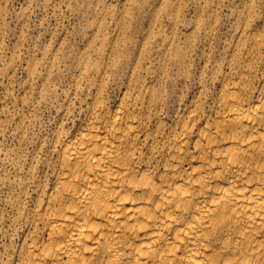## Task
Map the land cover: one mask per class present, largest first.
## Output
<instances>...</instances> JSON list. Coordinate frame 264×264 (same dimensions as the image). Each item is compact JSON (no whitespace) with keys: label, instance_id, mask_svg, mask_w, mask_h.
<instances>
[{"label":"bare ground","instance_id":"obj_1","mask_svg":"<svg viewBox=\"0 0 264 264\" xmlns=\"http://www.w3.org/2000/svg\"><path fill=\"white\" fill-rule=\"evenodd\" d=\"M260 48L254 37L249 63L174 109L165 85H141L82 110L10 264H264Z\"/></svg>","mask_w":264,"mask_h":264},{"label":"rangeland","instance_id":"obj_2","mask_svg":"<svg viewBox=\"0 0 264 264\" xmlns=\"http://www.w3.org/2000/svg\"><path fill=\"white\" fill-rule=\"evenodd\" d=\"M254 37L261 75L264 0H0V264L28 233L59 131L82 110L114 107L127 86L165 85L169 109L210 94L229 63H249Z\"/></svg>","mask_w":264,"mask_h":264}]
</instances>
